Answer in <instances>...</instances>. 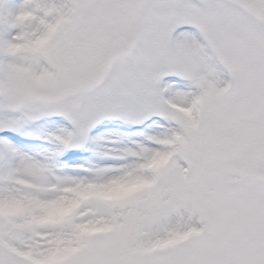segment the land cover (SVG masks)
I'll return each mask as SVG.
<instances>
[{
	"label": "snow or ice",
	"instance_id": "1",
	"mask_svg": "<svg viewBox=\"0 0 264 264\" xmlns=\"http://www.w3.org/2000/svg\"><path fill=\"white\" fill-rule=\"evenodd\" d=\"M0 264H264V0L0 10Z\"/></svg>",
	"mask_w": 264,
	"mask_h": 264
},
{
	"label": "rangeland",
	"instance_id": "2",
	"mask_svg": "<svg viewBox=\"0 0 264 264\" xmlns=\"http://www.w3.org/2000/svg\"><path fill=\"white\" fill-rule=\"evenodd\" d=\"M19 3V0H4L0 3V10H13L15 6Z\"/></svg>",
	"mask_w": 264,
	"mask_h": 264
}]
</instances>
